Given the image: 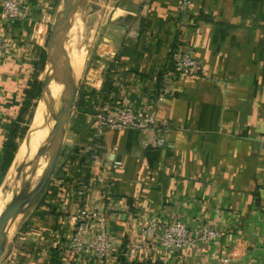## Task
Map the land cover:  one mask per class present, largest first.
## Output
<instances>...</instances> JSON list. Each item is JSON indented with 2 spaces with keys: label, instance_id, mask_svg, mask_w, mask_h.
Returning <instances> with one entry per match:
<instances>
[{
  "label": "crops",
  "instance_id": "0c3cea01",
  "mask_svg": "<svg viewBox=\"0 0 264 264\" xmlns=\"http://www.w3.org/2000/svg\"><path fill=\"white\" fill-rule=\"evenodd\" d=\"M73 1L64 45L74 50L66 52L68 71L59 67L67 77L78 73L75 84L69 81L74 111L53 165L57 118L69 96L51 67L54 33L49 42L48 35L50 22L63 18L66 0H26L31 17L2 25L8 54L0 59V190L16 198L0 213V264H66L73 217L84 207L102 214L120 249L110 264H163L160 248L125 255L152 217L180 220L194 231L206 223L225 235L173 250L167 264H264V0H196L185 15L180 0ZM178 48L193 52L201 65L197 77L175 74ZM74 53L82 54L75 69ZM47 81L62 107L44 131L38 157L47 155L45 164L25 173L29 168L15 164L22 146L6 164L5 144L29 102H42ZM162 90L159 119L168 124L167 147L153 149L148 136L133 130L96 137L101 106L132 101L141 107ZM22 180L27 183L20 189Z\"/></svg>",
  "mask_w": 264,
  "mask_h": 264
},
{
  "label": "built area",
  "instance_id": "2783aa9c",
  "mask_svg": "<svg viewBox=\"0 0 264 264\" xmlns=\"http://www.w3.org/2000/svg\"><path fill=\"white\" fill-rule=\"evenodd\" d=\"M196 0H180L179 13L190 12ZM0 13V59L8 54V41L4 34L5 22L23 21L31 17V9L26 0H1ZM175 74L182 79H193L201 72V65L191 50L178 48L173 52ZM167 90L159 96L146 100L139 107L132 101L118 104L107 103L95 113L96 137L105 133L133 130L149 137L147 145L153 149L168 146V124L159 119L160 105L165 100ZM71 233L63 258L66 264H76L80 259H93L97 264H110L120 249L106 231V219L101 213L84 207L73 217ZM221 229L201 223L194 231L187 223L162 221L152 217L142 229L140 242L132 245L125 252L134 257L144 249L160 248L164 253L163 264H167V255L173 250L197 248L201 244L216 242L224 237Z\"/></svg>",
  "mask_w": 264,
  "mask_h": 264
},
{
  "label": "bare ground",
  "instance_id": "6f19581e",
  "mask_svg": "<svg viewBox=\"0 0 264 264\" xmlns=\"http://www.w3.org/2000/svg\"><path fill=\"white\" fill-rule=\"evenodd\" d=\"M83 43V42H82ZM66 48V44L64 46ZM75 49H76V46H75ZM71 50H74V49H67L66 51H71ZM78 50V49H77ZM87 50V49H86ZM51 53V63H52V69L55 65V62H54V49L52 51V48L50 49ZM53 52V53H52ZM73 52V51H71ZM83 52V51H82ZM81 53V51H80ZM75 54L74 57H72V67L73 69H75L76 67H78V65L80 66V55L82 54ZM81 68V67H80ZM79 68V69H80ZM63 70V69H62ZM68 71V68L66 69V72ZM76 73V72H75ZM65 74V73H64ZM68 74V78H69V81H71L73 84H75V81H76V76L78 73H76L75 75L73 74H70V73H67ZM47 88L45 90V95H44V98L39 106V109L38 112H37V115H36V119L34 121V126L32 127L31 129V132L29 133L27 139H26V142L24 143V145L21 147V150L19 151L18 155H17V158L16 161H15V164L18 165V167L20 168L21 166H23L24 169H27L29 168L27 171H25V173H28L32 170V167H34V165L36 163L39 162V157H38V152H39V149L43 147V143H44V140H45V135L46 131L44 132L42 130V128H40V125L42 123V121L45 123L47 117L49 116V111L47 112V109L49 107V105L51 104V111H53V113H56L55 115H59L60 113V110H61V105L58 104V103H54L53 100H52V97H53V93H52V90L50 88V83L49 81H47ZM72 84V85H73ZM71 88V91H72V86L70 87ZM45 89V88H44ZM59 91H61L62 93H64V87L63 86H59ZM66 92V91H65ZM39 104V103H38ZM54 116V117H56ZM50 119V124L53 123V116L50 114V117H48ZM48 121V120H47ZM47 124V123H46ZM53 126V125H52ZM47 129V128H46ZM51 130V129H50ZM52 135V134H51ZM51 139V138H50ZM54 141V140H53ZM48 148V145L46 146ZM50 147V146H49ZM52 150V149H51ZM46 152V151H45ZM44 152V153H45ZM49 152H50V149H49ZM41 153V152H40ZM46 155V154H45ZM27 161L30 162V166L27 164ZM44 165L45 164V161L43 162V160L41 159V161L39 162V164ZM14 165V164H13ZM38 166V165H37ZM44 167V166H43ZM43 167L37 172L38 174L32 178L33 179V183L34 182H37L39 180L41 176V174L43 173ZM21 168V169H23ZM18 169V168H17ZM16 169V170H17ZM21 171V170H20ZM24 171V170H23ZM15 169L10 173L9 177L7 178V182H6V185H10L11 183V179L16 175L15 173ZM32 174V173H31ZM35 175V174H34ZM31 179V180H32ZM15 180V179H14ZM28 180V179H27ZM44 182V180H43ZM42 182L41 186L44 185V183ZM32 183V184H33ZM25 184V182H24ZM29 184V183H28ZM31 185V184H30ZM32 186V185H31ZM40 186V187H41ZM5 187V186H3ZM30 188V187H29ZM4 189V188H3ZM1 189L0 190V213L1 211L3 210L4 208V204H5V201H4V197H3V193H4V190ZM16 189V188H15ZM21 189V188H20ZM21 191V190H20ZM28 191V190H27ZM22 200V199H21Z\"/></svg>",
  "mask_w": 264,
  "mask_h": 264
},
{
  "label": "water",
  "instance_id": "95a60500",
  "mask_svg": "<svg viewBox=\"0 0 264 264\" xmlns=\"http://www.w3.org/2000/svg\"><path fill=\"white\" fill-rule=\"evenodd\" d=\"M74 1L73 0H66V5H65V12L63 15V18H61L60 22H58V26L55 29L54 32V37H53V49H54V69L56 71L61 70L59 66L64 65V69L69 65V58L67 57V51L65 50V45H64V37H65V32H66V27L68 23L69 16L72 12V10L75 8V5L73 6ZM64 60V61H63ZM59 75V79H61V82L64 83L67 88H68V101L64 107L63 112L61 115L57 118V125H56V134L54 136L55 139V144H54V153L52 155V162L51 164L53 165L54 162H56L57 157L59 156L60 149H61V135H62V130L63 127L67 121V119L70 116L72 107L74 106V100H75V94L74 91H71V85L69 84V78L67 75H62L61 72ZM5 221V219H4Z\"/></svg>",
  "mask_w": 264,
  "mask_h": 264
},
{
  "label": "rangeland",
  "instance_id": "374dc122",
  "mask_svg": "<svg viewBox=\"0 0 264 264\" xmlns=\"http://www.w3.org/2000/svg\"><path fill=\"white\" fill-rule=\"evenodd\" d=\"M76 8V7H75ZM74 8V9H75ZM59 24H57V20H54L53 19V21L52 22H50V24H49V35H48V42H49V39H50V37H51V35H52V33H54L55 32V29H56V27L58 26ZM45 52H47V51H45ZM45 54V53H44ZM45 64V63H44ZM44 64L42 65V70H43V67H44ZM85 82H83V84H84ZM35 87V89H33V92H31V97H33V98H37L39 95V87H37V84H36V86H34ZM53 93V92H52ZM55 96L53 95V97H52V100H53V102L55 103V101H57V102H61V99H59V98H57V97H55ZM39 103V104H38ZM40 104H41V101L39 100V98H37V99H35L34 101H32V103H31V101L29 102V104L25 107V109H24V114L22 115V121L21 122H19V123H16V128H15V132H14V138H13V140H14V143H15V146H16V150L20 147V145H24V143H25V141H22L23 140V138L25 137L26 138V135L28 134V132L32 129V127L34 126L33 125V120H34V117H35V114L38 112V110L37 109H39V106H40ZM49 111V116L48 117H50V114L54 117V116H56L55 114L56 113H52V111H51V104L49 105V107H48V109H47V112ZM74 111V106L72 107V110H71V114H72V112ZM47 117V119L45 120L46 122L44 123L43 121H42V123H41V125H40V128H42V130L43 131H45V130H47V129H49V126L50 125H52V124H50V119ZM48 120V121H47ZM54 120H56V117H54L53 118V124L55 125L56 123H55V121ZM50 121V122H49ZM47 123V124H46ZM47 128V129H46ZM25 140V139H24ZM48 158V156L46 155L45 157H44V159L43 160H45V159H47ZM18 167V166H17ZM16 173V172H15ZM27 176V175H26ZM27 179L28 180H31V175H28L27 176ZM27 180V181H28ZM30 182V181H29ZM27 183V182H26ZM26 183L24 184L23 183V180L20 182V188H24V187H26L25 185H26ZM18 185V184H17ZM14 185H12V183H10V185H9V187H13ZM17 188H18V186H17ZM30 190V188H29V186H27V190ZM13 191L15 192L16 191V189L14 188L13 189ZM5 192H6V194H5ZM3 197H4V201H5V204H4V208H3V211H2V213L3 212H7L9 209H11V207H13V205H12V201L16 198V196H15V194H12V191L11 190H9V192L8 191H4V193H3ZM14 197V198H13Z\"/></svg>",
  "mask_w": 264,
  "mask_h": 264
},
{
  "label": "trees",
  "instance_id": "16d2710c",
  "mask_svg": "<svg viewBox=\"0 0 264 264\" xmlns=\"http://www.w3.org/2000/svg\"><path fill=\"white\" fill-rule=\"evenodd\" d=\"M45 62V54L42 55V59H41V64L43 65ZM11 132L9 134V136L7 137V142L5 144V149L7 151V159H6V164H11L12 160H13V155L15 153V150H16V146H15V143H14V131H15V128H11L10 129ZM6 166L5 165V169H6Z\"/></svg>",
  "mask_w": 264,
  "mask_h": 264
}]
</instances>
